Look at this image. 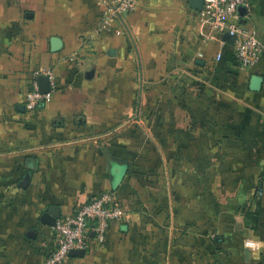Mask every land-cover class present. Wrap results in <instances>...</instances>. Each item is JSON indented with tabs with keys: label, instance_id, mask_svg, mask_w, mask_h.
Instances as JSON below:
<instances>
[{
	"label": "crops",
	"instance_id": "obj_1",
	"mask_svg": "<svg viewBox=\"0 0 264 264\" xmlns=\"http://www.w3.org/2000/svg\"><path fill=\"white\" fill-rule=\"evenodd\" d=\"M118 1L0 0V264H43L41 217L106 190L124 217L64 264H264V53L241 66L189 0ZM230 22L264 45V0Z\"/></svg>",
	"mask_w": 264,
	"mask_h": 264
},
{
	"label": "built area",
	"instance_id": "obj_2",
	"mask_svg": "<svg viewBox=\"0 0 264 264\" xmlns=\"http://www.w3.org/2000/svg\"><path fill=\"white\" fill-rule=\"evenodd\" d=\"M138 0H119L109 9L111 16H121L124 12L134 10ZM252 0H204L199 11L200 24L209 29L205 34L208 39L224 33L234 38L233 54L243 67L256 66L262 59L264 45L256 31L240 23H231L230 19L238 17L239 8H249ZM222 53H217L220 60ZM35 79L24 94V108L27 112L37 110L51 97L53 90V73L50 68H39L34 72ZM48 76L50 90L39 89L37 77ZM126 213V204L120 200L114 190L102 191L84 202L77 204L71 212L60 216L53 227V246L45 255L43 264H64L71 250H88L91 243L104 245L108 239L109 229L114 222L122 220ZM251 242V243H249ZM245 246L254 248L256 243L245 240Z\"/></svg>",
	"mask_w": 264,
	"mask_h": 264
},
{
	"label": "water",
	"instance_id": "obj_3",
	"mask_svg": "<svg viewBox=\"0 0 264 264\" xmlns=\"http://www.w3.org/2000/svg\"><path fill=\"white\" fill-rule=\"evenodd\" d=\"M203 2H204V0H189V5L191 8H193L197 11H200L203 7ZM245 10H246L245 7L239 8L240 13H242ZM230 37H232V36H230ZM53 43H55L57 45L58 41H56V39H55V40H53ZM37 81H38L40 91L48 92L50 90V81H49L48 76L41 75L37 78ZM41 220L45 224L53 226V227L55 226V223H56V220L54 218H50L47 214H44L41 217ZM84 253H85L84 250L75 249V250H71L69 252V255L70 256H82V255H84Z\"/></svg>",
	"mask_w": 264,
	"mask_h": 264
},
{
	"label": "trees",
	"instance_id": "obj_4",
	"mask_svg": "<svg viewBox=\"0 0 264 264\" xmlns=\"http://www.w3.org/2000/svg\"><path fill=\"white\" fill-rule=\"evenodd\" d=\"M248 214H249V216L252 217V219L254 220V223L257 222V220H256V213L252 212V213H248Z\"/></svg>",
	"mask_w": 264,
	"mask_h": 264
},
{
	"label": "clouds",
	"instance_id": "obj_5",
	"mask_svg": "<svg viewBox=\"0 0 264 264\" xmlns=\"http://www.w3.org/2000/svg\"><path fill=\"white\" fill-rule=\"evenodd\" d=\"M249 243H251V242H249Z\"/></svg>",
	"mask_w": 264,
	"mask_h": 264
}]
</instances>
